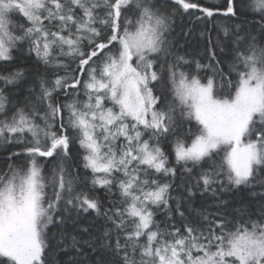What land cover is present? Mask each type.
<instances>
[{
	"label": "snow or ice",
	"instance_id": "1",
	"mask_svg": "<svg viewBox=\"0 0 264 264\" xmlns=\"http://www.w3.org/2000/svg\"><path fill=\"white\" fill-rule=\"evenodd\" d=\"M246 6L264 32V0H248ZM190 9L209 19L215 14L190 0L164 5L156 0H0V61L12 60V50L27 43L46 67H66L61 57L78 59L80 74L70 81L64 76L51 84L41 81L37 99L46 105L42 115L36 107H14L9 116L8 97L0 89V145L12 161L7 171H0V264H46L45 230L63 223L61 204L64 211H100L96 199L75 190L76 177L63 163L70 144L65 110L84 149L83 166L91 171L93 186L111 190L115 185L120 192L121 205L111 215L105 212L117 233L123 232V241L118 237L115 243L117 264H264V213L234 223L208 214L203 217L207 227L186 224L183 231L154 227L153 209L168 206L171 184L152 173L176 172L159 144L151 143L172 130L175 108H157L161 97L151 86L164 79L165 70L182 114L199 125L190 144L175 143L176 162L191 172L187 165L223 152L218 163L201 173L197 187L202 183V192L215 194L213 185L223 191L225 179L233 186L250 185L264 170V46L253 37L246 48H237L227 77L218 67L215 46L208 48L210 63L196 67L228 79L229 93L217 97L214 77L203 83L178 70L188 61L175 55L167 41L170 17ZM222 14H237L234 0H226ZM15 16L27 23H16ZM98 25L110 29L106 39H101ZM232 72L238 77L234 92ZM23 75L20 70L0 73V81L14 85ZM81 84L83 102H53L54 92L76 89L78 94ZM38 115L43 124L36 123ZM145 132L149 139L143 138ZM15 145L18 149L11 151ZM21 158L23 163H15ZM38 158L61 162L45 177ZM259 183L264 186V179ZM49 187L51 195L45 191Z\"/></svg>",
	"mask_w": 264,
	"mask_h": 264
},
{
	"label": "trees",
	"instance_id": "2",
	"mask_svg": "<svg viewBox=\"0 0 264 264\" xmlns=\"http://www.w3.org/2000/svg\"><path fill=\"white\" fill-rule=\"evenodd\" d=\"M156 2L164 5L171 4L172 0H156ZM190 2L197 3L200 7L212 8L215 12L214 16L209 19L198 9H190L188 12L180 10L169 19L167 41L175 55L183 56L188 61L187 64L181 62L178 70L198 76L203 83H207L209 77H214V92L217 97L222 98L230 91L228 79L222 81L212 69H197V63L209 64L207 50L210 46H215L218 67L223 69L227 77L235 61L237 48H246L253 37L258 46H264V32L261 31L258 20L253 19L248 10L246 6L248 0H234L237 13L235 16L222 14L226 10V0H190ZM126 14L131 15V13ZM15 22L27 23L21 16H15ZM98 27L102 29L101 39H106L110 29H103L100 25ZM16 30L19 31V29ZM84 46L87 48V41L84 42ZM12 57L10 61L0 62V73L7 75L9 72L20 70L24 75L14 85H5L4 81H0V89L4 90L6 96L8 95L9 104L6 107L9 110V116L14 107H25L26 110L37 107L42 115L46 105L41 104L37 99L41 81L51 84L57 76H64L70 81L74 73L80 75L76 72L78 59L61 57L66 67H46L34 53L29 51L27 43H22L13 49ZM174 58L173 56L170 59L174 60ZM96 63L99 64V59ZM211 63L216 64L217 61H211ZM156 67L159 70V64ZM167 76L168 73L165 70L164 79L151 86L154 94L161 97L157 108L165 111L169 110V106L175 108V111L170 113L173 117L172 130L167 135L159 137L158 141L153 138L151 143L159 144L168 157L169 167H174L176 172L175 176L152 173L153 177L161 183L171 184L168 206L153 209L154 227L158 226L161 231H171L174 227L183 231L186 224L207 227L203 217L208 214H215L217 219L223 217L230 223L240 219H257L264 213V186L259 183L261 179H264V170H261L260 176L250 185L233 186L229 185L225 179V189L220 191L218 184L213 185L217 188L216 193L213 194L202 192L203 185L201 183L197 187V181L202 172L210 170L214 163L220 161L223 156L222 151L218 155L213 154L212 158H205L198 165H187L192 169L191 172L185 171L183 163L176 162L173 151L175 143L180 140L190 144L194 134L199 131V125L194 119H188L182 114L181 106L174 99L171 86L167 82ZM83 78H87L86 73ZM237 79L236 72H232L233 92ZM85 99L82 84L79 85L78 94L76 89H68L67 92L59 90L53 93L54 103L68 104L76 100L83 102ZM108 106L111 104L108 103ZM63 116L64 126L70 137L69 155L63 159V163L66 169L76 177L75 190L87 192L96 199L100 204V211L84 212L76 209L64 211V205L61 204L63 223L50 224L45 230L46 264H117L120 257L115 254V243L118 237L123 241V232L117 233L105 212L111 215L115 208L121 205L120 192L115 185L111 190L93 186L92 173L83 166L85 153L80 147L78 133L68 124L67 110L64 111ZM36 122L43 124L39 115ZM59 127L58 117L57 130ZM149 136L150 133L145 132L143 138L149 139ZM18 147V145L13 146L11 151L17 150ZM38 161L45 177H49L54 165L61 162L58 158H38ZM23 162V158L15 161L17 164ZM8 163L12 161L7 160V153L0 145V171H7ZM189 188L192 190L191 194L188 191ZM45 191L51 195L52 189L49 187ZM178 207L179 211H177ZM181 212L183 216L180 215Z\"/></svg>",
	"mask_w": 264,
	"mask_h": 264
},
{
	"label": "rangeland",
	"instance_id": "3",
	"mask_svg": "<svg viewBox=\"0 0 264 264\" xmlns=\"http://www.w3.org/2000/svg\"><path fill=\"white\" fill-rule=\"evenodd\" d=\"M14 49H16V48H14ZM0 62H2V61H0ZM4 93H5V92H4ZM7 97H8V95H7ZM8 104H9V102H8ZM8 104H7V105H8ZM7 105H6V106H7ZM36 108H37V107H36ZM2 118H3V116L0 115V119H2ZM36 123L41 124L40 122H36ZM1 146H2V145H1ZM2 147H3V146H2Z\"/></svg>",
	"mask_w": 264,
	"mask_h": 264
}]
</instances>
